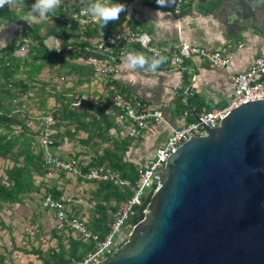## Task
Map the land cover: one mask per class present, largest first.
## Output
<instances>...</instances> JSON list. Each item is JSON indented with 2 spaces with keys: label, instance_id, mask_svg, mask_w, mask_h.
Here are the masks:
<instances>
[{
  "label": "trees",
  "instance_id": "1",
  "mask_svg": "<svg viewBox=\"0 0 264 264\" xmlns=\"http://www.w3.org/2000/svg\"><path fill=\"white\" fill-rule=\"evenodd\" d=\"M132 1L110 0L109 2L125 4L129 10ZM220 1L204 0L200 6L204 11L210 12L218 7ZM152 2L157 5L155 1ZM191 6L192 0H187L182 14ZM73 9L78 10L79 7L74 6ZM128 10L121 13V19L105 26V33L122 23ZM28 11V7L18 9L6 5L0 8V28L13 22L19 25L11 40L0 46V157L12 161V164L5 168V175L0 174V212L6 205L22 203L26 196L42 191L43 181L37 182L36 176H45L48 173L44 165L46 152L50 149L55 155L70 157L64 152H56L58 148L62 150L61 146L66 142L78 141L83 146L95 147L93 155L83 150L74 151L72 157L88 158L91 165L105 163L119 170L123 177L129 178L132 182L138 178L144 167L129 158L133 137L129 135L120 137L123 131L116 121L109 100L102 103L101 94L97 98L95 96L85 98L82 92H72L69 87L53 93L46 87L48 82L42 81L39 77L46 65L58 61L59 68L64 69L62 74H75L78 84L90 83L96 74L94 63L105 59V56L95 52L92 47L101 34V22L100 25H90L82 29L75 20L70 19L69 13L61 12L53 15L56 25L42 32V23L31 24L30 19L26 20ZM129 23L130 28L134 30L148 29L144 21H129ZM51 35L60 38L58 46L46 41ZM71 37L74 39L70 40ZM23 45L25 47L22 49ZM116 50L117 53L126 50L142 53L141 48L135 44H121ZM166 57V62L161 65L163 67L170 64L171 56ZM185 63L186 58L183 59V64ZM108 83L120 88L116 78ZM31 90H34L37 96H42L41 104L44 107L42 116L52 112L58 119L47 131L50 139L47 147L41 141L44 131L38 128L39 120L32 123V115H29L28 110L25 109L24 113L20 109L23 106V101L20 100L22 95ZM53 90H56L55 86ZM50 97H54L57 105L45 110ZM78 98L81 99L80 107L75 105ZM177 104L180 111L191 110L189 114L191 121L196 119V114L200 112L205 102L198 96L185 98L179 95ZM80 131H84L86 136L79 137ZM103 143L109 145L102 151L96 148ZM61 173L66 175L64 172ZM75 178L80 181H90ZM96 183L92 200L95 201L94 211L97 215L91 221L85 219V222L93 234L103 238L109 231V223L119 204L129 197L130 190L128 188L122 190L111 182ZM53 185V195L68 202L64 196V188L56 182ZM151 197L152 194L137 207L135 213L130 216L129 223L135 225L144 218V209L148 207ZM53 234L58 239L56 246L46 250L33 247L27 251L36 254L42 260V264H72L74 260L82 259L95 247L93 237L84 239L72 232H60L56 227L53 228ZM6 259V256L0 253V264H6Z\"/></svg>",
  "mask_w": 264,
  "mask_h": 264
},
{
  "label": "water",
  "instance_id": "2",
  "mask_svg": "<svg viewBox=\"0 0 264 264\" xmlns=\"http://www.w3.org/2000/svg\"><path fill=\"white\" fill-rule=\"evenodd\" d=\"M235 1L243 17L264 11ZM205 130L169 155L129 243L94 264H264V98Z\"/></svg>",
  "mask_w": 264,
  "mask_h": 264
},
{
  "label": "built area",
  "instance_id": "3",
  "mask_svg": "<svg viewBox=\"0 0 264 264\" xmlns=\"http://www.w3.org/2000/svg\"><path fill=\"white\" fill-rule=\"evenodd\" d=\"M156 2V0H153ZM187 0H174L170 7L175 16L180 18ZM86 5H82L72 15L70 19L75 20L80 27L97 26L99 20H93L83 11ZM105 29V27H103ZM102 32V27L100 29ZM121 44H135L139 46L142 53L147 58L163 55L171 56V60L178 61L183 55L198 56L207 60L213 66H221L226 69L233 83V91L229 100L222 106L203 107L196 114V119L186 122L184 125L173 129L168 135L165 143L158 146L153 155L149 157L142 168L138 178L132 182L129 178L123 177L119 170L102 164H89L90 159L84 157H60L52 152H46L45 168L48 175L52 171L64 172L72 176L95 182H111L120 189L130 190V195L123 200L109 223V231L103 238L93 234L85 219L81 214L75 213L69 207L65 199L57 198L53 195V182L47 177L42 186V203L45 208L54 214V227L60 232L82 236L84 239L93 237L95 247L88 251L80 260H74L72 264H94L108 258L111 254L120 250L129 243L133 233L134 225L128 220L135 213L137 207L142 205L145 199L153 194L161 185L160 171L166 166L169 155L185 140L197 135L206 133V127H215L220 124V120L234 107L257 98H264V56L256 55L250 68L246 71H232L231 56L221 49H211L195 44L191 41L179 38L168 43H155L153 36L145 30H134L132 28H114L110 32L105 30L93 43V50L105 56L104 60L95 62L96 72L104 80L111 81L120 72L118 58L123 51L117 53L116 48ZM25 47L23 45L22 49ZM195 77H193L194 79ZM192 85V84H191ZM188 85L185 89L182 83L177 85V92L183 91V97L193 93V87ZM102 103L109 100L113 108L116 121L119 122L123 132L131 137L142 136L147 127L154 122L163 120V111L154 108L143 102L134 95H125L118 87L109 83L103 93H101ZM87 98V97H85ZM78 101V102H77ZM77 103H80L79 99ZM75 102V104H76ZM190 109H186L184 114L189 115ZM57 117L51 112L40 117L38 126L44 131L42 143L47 147L50 143L48 129L57 122ZM147 208L144 209V212ZM123 227L127 229V240L124 243H116V235Z\"/></svg>",
  "mask_w": 264,
  "mask_h": 264
},
{
  "label": "crops",
  "instance_id": "4",
  "mask_svg": "<svg viewBox=\"0 0 264 264\" xmlns=\"http://www.w3.org/2000/svg\"><path fill=\"white\" fill-rule=\"evenodd\" d=\"M203 1L192 0V6L180 18L172 11L154 4L152 0L140 1L137 7L143 13L141 17L137 14L134 21L145 22L146 27L151 30H144L153 36L155 43H168L181 37L207 48L227 52L232 59V71L248 70L256 55L264 56V11H258V18L251 15L243 17L235 12L236 1L221 0L215 10L206 12L200 6ZM47 40L53 46L59 45L61 41L54 35ZM118 65L120 72L114 78L119 81V89L125 95L137 96L149 106L163 111V120L151 123L138 138L139 145L136 147L141 148V151L137 160L131 155L134 146L130 150L129 158L143 166L155 149L165 143L173 129L189 121V115L184 114L186 109L180 111L177 107V97L183 96V91L177 92L179 83L185 89L192 84L193 93L187 96H198L205 102L203 107L224 105L233 91L229 72L198 56L183 55L178 61L172 59L170 64L161 66L154 72L128 69L123 54L118 58Z\"/></svg>",
  "mask_w": 264,
  "mask_h": 264
},
{
  "label": "rangeland",
  "instance_id": "5",
  "mask_svg": "<svg viewBox=\"0 0 264 264\" xmlns=\"http://www.w3.org/2000/svg\"><path fill=\"white\" fill-rule=\"evenodd\" d=\"M110 0H107L109 2ZM144 0H133L129 6V10L126 14L125 20L119 23L115 28H127L130 27L129 21L133 22L138 14L139 17L142 16V10L137 7L139 2ZM35 0H24L23 4L17 3L12 5L14 8L28 7ZM140 2V3H141ZM114 3V2H111ZM85 4H81V0H61V4L56 10V15L61 12H66L72 15L76 12L74 6L80 7ZM136 5V6H135ZM71 9V10H69ZM27 17V15H26ZM121 19V15L120 18ZM118 19V20H119ZM29 23H42V32L47 31V29L52 25H56L55 17L50 14L44 18L37 17L34 20H29ZM100 25V24H98ZM82 28V27H80ZM19 25L15 22L9 24L8 26H3L0 28V46L6 44L11 38L16 34ZM84 29V28H82ZM105 29L102 28V32ZM101 32V33H102ZM71 37L70 40H73ZM47 42L50 40H46ZM175 41V40H174ZM172 42V41H171ZM51 43V42H50ZM58 46V44H56ZM63 68H59V62L56 61L53 64L46 65L39 77L42 81L48 82L47 89L54 91H59L64 88H70L72 92H82L83 97L92 98L95 96L99 97L103 91L107 88L109 84L107 80L96 72L93 80L90 83L78 84L77 76L75 74L65 75ZM62 74V75H61ZM38 85H41L38 83ZM53 86L56 90H53ZM41 97L37 96L34 90H31L27 94H23L21 99L23 101V106L20 108L24 111L28 110L31 116L32 123L38 121L43 113L44 107L41 104ZM79 99V98H78ZM77 99V100H78ZM81 102V99H79ZM78 102V101H77ZM76 102V107H80V103ZM57 105L54 97L48 98L47 109ZM126 132H122L120 137H124ZM79 137H85L86 133L80 131ZM141 136L133 137V150L131 155L138 159L137 155L140 153L141 148L138 149L136 146L138 138ZM43 137L41 138V140ZM109 143H103L96 146L100 151L103 150L105 146ZM131 146V148H132ZM61 149H56V152H64L66 156L72 157L76 151L86 150L89 154H94L95 147L83 146L80 142H66L61 146ZM75 151V152H74ZM47 152H52L50 149ZM135 152V154H134ZM130 153V152H129ZM133 156H131L133 158ZM12 164L9 159L0 157V174L5 175V168ZM49 177L53 183H58L62 188H64V196L69 199V207L75 213L82 214L84 219L88 221L92 220L97 214L94 211L95 201L92 200L93 190L96 188L97 183L95 181H80L75 178V176L68 177V175L63 174L59 171H52L49 175L36 176L37 182L45 181ZM42 191L34 192L25 197L24 202L14 203L11 205H6L4 209L0 212V253L6 256V264H42V260L34 253H28L33 247H41L46 250L49 247H54L57 245L58 239L53 234V213L49 212L42 203ZM91 198V200H90ZM127 229L128 227H123L122 230L116 235V243H124L127 240ZM77 235V234H76Z\"/></svg>",
  "mask_w": 264,
  "mask_h": 264
},
{
  "label": "clouds",
  "instance_id": "6",
  "mask_svg": "<svg viewBox=\"0 0 264 264\" xmlns=\"http://www.w3.org/2000/svg\"><path fill=\"white\" fill-rule=\"evenodd\" d=\"M17 3L23 4L24 0H0V8L6 5L11 7ZM85 3L86 7L83 8V11L93 20H99L102 28L110 22L117 21L121 13L128 10L125 4L110 3L107 0H81V4ZM156 3L159 7L164 8L170 7L174 0H156ZM60 4L61 0H35L27 12L26 20H34L37 17L44 18L50 14L54 15ZM123 55L126 57L125 66L128 69H143L147 72L156 71L167 60V57L159 54L149 59L143 53L135 50H126Z\"/></svg>",
  "mask_w": 264,
  "mask_h": 264
}]
</instances>
